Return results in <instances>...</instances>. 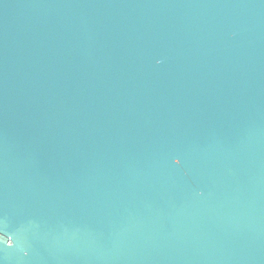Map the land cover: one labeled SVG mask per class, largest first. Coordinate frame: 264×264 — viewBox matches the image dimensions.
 Masks as SVG:
<instances>
[{
    "label": "water",
    "instance_id": "obj_1",
    "mask_svg": "<svg viewBox=\"0 0 264 264\" xmlns=\"http://www.w3.org/2000/svg\"><path fill=\"white\" fill-rule=\"evenodd\" d=\"M0 264H264V0H0Z\"/></svg>",
    "mask_w": 264,
    "mask_h": 264
}]
</instances>
